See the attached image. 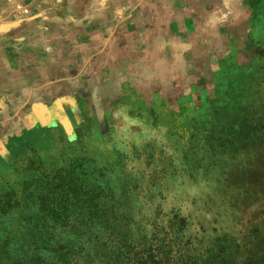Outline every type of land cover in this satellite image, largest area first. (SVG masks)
Masks as SVG:
<instances>
[{
  "label": "rangeland",
  "instance_id": "rangeland-1",
  "mask_svg": "<svg viewBox=\"0 0 264 264\" xmlns=\"http://www.w3.org/2000/svg\"><path fill=\"white\" fill-rule=\"evenodd\" d=\"M0 190L72 264H264V0H0Z\"/></svg>",
  "mask_w": 264,
  "mask_h": 264
},
{
  "label": "trees",
  "instance_id": "trees-1",
  "mask_svg": "<svg viewBox=\"0 0 264 264\" xmlns=\"http://www.w3.org/2000/svg\"><path fill=\"white\" fill-rule=\"evenodd\" d=\"M6 195L7 192L0 190V264H72L68 261V252L52 248L34 249L37 233L31 224V216L7 206ZM103 205L102 216L97 215V206L88 209L87 221L90 225L98 224L104 214L110 216L113 213L107 202ZM153 248L148 243L141 245L133 242V264H185L181 256L166 262L156 255L158 248ZM163 253L169 254L165 250Z\"/></svg>",
  "mask_w": 264,
  "mask_h": 264
}]
</instances>
